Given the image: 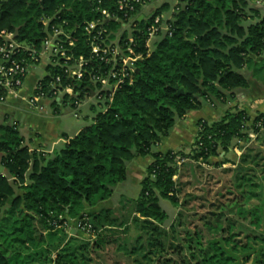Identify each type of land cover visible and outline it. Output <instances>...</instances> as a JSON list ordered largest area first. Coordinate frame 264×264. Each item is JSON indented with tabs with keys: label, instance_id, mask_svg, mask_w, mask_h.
<instances>
[{
	"label": "trees",
	"instance_id": "16d2710c",
	"mask_svg": "<svg viewBox=\"0 0 264 264\" xmlns=\"http://www.w3.org/2000/svg\"><path fill=\"white\" fill-rule=\"evenodd\" d=\"M96 1L6 0L0 5V44L5 42L2 33L11 34L39 51L46 38L42 21L57 14L69 29L76 28L72 56L86 61V72L76 80L63 68L48 66L40 82L44 98L70 88L73 96L64 94L60 107L77 112L94 94L98 97L92 98L93 124L51 155L31 153L18 124L0 114V264H91L94 252L113 244L126 264H264L260 149H249L233 169L221 170L230 174L229 187L218 191L220 199L199 218L185 217L188 202L181 201L177 181L183 166L220 169L225 160L211 159L227 154L235 141L245 144L250 134L264 132V114L252 120L244 110H227L218 122L199 121L189 147L158 152L176 123L191 112L205 104L233 103L249 92L243 72L264 65V8L252 0H177L174 8L145 0L132 13L119 12V21L105 25L110 40L119 37L123 48L141 59L126 68L123 83L112 93L92 81L100 70L106 72L91 54L84 31L99 17L93 11ZM146 6L153 8L145 12ZM157 16H170L171 36H161L148 53L147 29ZM51 102L58 110V103ZM145 157L151 163L136 199L121 197L116 208L85 213L110 199L127 180L128 165ZM160 200L178 210L168 229ZM66 218L80 223L87 218L93 242L68 239L61 228Z\"/></svg>",
	"mask_w": 264,
	"mask_h": 264
},
{
	"label": "crops",
	"instance_id": "0c3cea01",
	"mask_svg": "<svg viewBox=\"0 0 264 264\" xmlns=\"http://www.w3.org/2000/svg\"><path fill=\"white\" fill-rule=\"evenodd\" d=\"M158 1L162 4L167 3L172 8L175 3V0ZM155 4L156 2L153 3L154 6ZM152 8L146 6L144 11L149 12ZM259 60L255 59V61ZM46 68L45 63L34 67L26 76L18 96L9 97L3 104H0V114L8 116L18 124L19 132L31 153L36 152L51 155L64 148L69 140L76 137L82 129L92 125L96 114L95 110L91 109L92 97L81 104L77 112L68 107H60L61 99L56 101L59 106L58 110L52 106L51 101L43 100L41 103L45 108V112L40 114L32 111L28 104V99L34 95L37 84L45 77ZM243 74L250 83L248 93L238 95L237 100L233 103H228L217 108H212L205 104L200 110L191 112L184 119L176 123L170 135L162 140L158 147V152L165 153L170 150L175 151L189 147L193 144L198 133L197 123L199 121L203 120L207 123L218 122L227 110L233 108L244 110L252 120L258 115L264 114V83L253 80L254 75L248 71H244ZM249 138L250 141H247L245 144L235 141L227 154L221 152L218 158L211 159L212 163H221L222 160H225L217 171L233 169L249 149L254 148L264 151V145L262 146L258 143L259 140L264 143V132L260 135L250 134ZM150 163L151 158L149 157L136 158L128 165L127 180L114 188L111 198L99 203L94 208H87L85 213H98L104 209L116 208L120 198L122 196L129 197L128 194L131 192L130 198L132 200L136 199L139 193L137 195L134 194H136L135 192L138 189L140 192V182L145 177V170ZM64 220L65 222L61 225V228L67 234L68 239H75L86 243L93 242L94 238L92 236H89L85 231L78 228V219L71 220L66 218ZM55 256L56 254H53L52 258L55 259Z\"/></svg>",
	"mask_w": 264,
	"mask_h": 264
},
{
	"label": "built area",
	"instance_id": "2783aa9c",
	"mask_svg": "<svg viewBox=\"0 0 264 264\" xmlns=\"http://www.w3.org/2000/svg\"><path fill=\"white\" fill-rule=\"evenodd\" d=\"M6 0H0V5ZM103 1H107L106 8L103 7ZM178 1L175 0L174 6H177ZM252 4L259 8H264V0H252ZM145 0H97L94 12L99 15L98 19L87 23L84 31L87 36L91 54L106 68V72L101 70L92 79L94 84H99L102 89L111 90L114 93L120 84L123 83L126 76L125 70L141 56H134L131 48H123L119 37L110 40L112 36L105 28L109 21H119L118 13H132L136 6H145ZM140 16L139 20H141ZM170 16L154 17L151 25L147 29V39L145 46L148 53L151 52L153 45L160 39L161 36H171L170 31ZM42 25L46 30V38L42 42V47L39 51H34L28 46L14 40L11 34H3L5 42L0 44V88L3 90L5 97L0 98V104H3L9 97H17L21 91L24 80L28 73L39 65L52 67H60L64 72L76 80L83 78L87 65L83 58L75 60L72 56V49L75 47L72 35L76 28L69 29L65 20H60L58 14L52 18L42 21ZM129 42L133 43L132 40ZM129 53L130 56L126 55ZM17 56H25L21 60H17ZM42 81V80H41ZM40 81V82H41ZM111 81L113 83H111ZM37 84V94L34 93L28 99L30 109L36 113H44L45 108L42 105L43 100L57 101L64 94L73 96V91L66 88L63 91L53 93L52 99H46L41 93V84ZM59 82V79H56ZM54 87V84L50 85ZM113 95V94H112ZM98 98L97 93L92 98ZM100 99V98H99ZM264 128V121L262 124ZM83 223V224H82ZM78 228L89 234L90 226L87 223V218L78 223Z\"/></svg>",
	"mask_w": 264,
	"mask_h": 264
},
{
	"label": "rangeland",
	"instance_id": "374dc122",
	"mask_svg": "<svg viewBox=\"0 0 264 264\" xmlns=\"http://www.w3.org/2000/svg\"><path fill=\"white\" fill-rule=\"evenodd\" d=\"M155 3V2H154ZM255 71V72H254ZM250 73L254 75L253 80L264 83V65L258 63L251 67ZM253 77V76H252ZM259 145H264L261 140L258 141ZM259 157H264V151L260 150ZM230 174H222L221 171H216L212 166L204 165L192 167L183 166L178 173V185L181 189V201L188 202L183 213L187 216H203L206 214L209 204L218 198V191L226 192L229 187L228 183ZM137 195L139 189L135 192ZM122 196L123 199H131L130 196ZM160 206L168 213V221L165 227L168 229L175 220L178 210L175 209L168 201L160 200ZM197 223H189V228L192 230ZM131 235L135 234V230L131 227ZM91 236L90 234H88ZM117 245H108L104 250H98L91 256L93 262L91 264H126L125 261L117 257ZM120 255V254H119Z\"/></svg>",
	"mask_w": 264,
	"mask_h": 264
},
{
	"label": "water",
	"instance_id": "95a60500",
	"mask_svg": "<svg viewBox=\"0 0 264 264\" xmlns=\"http://www.w3.org/2000/svg\"><path fill=\"white\" fill-rule=\"evenodd\" d=\"M142 19V18H141ZM175 90H177V88L175 89ZM183 92L182 91H179L178 93H177V95H180V94H182ZM2 172H3V169L0 167V174H2Z\"/></svg>",
	"mask_w": 264,
	"mask_h": 264
}]
</instances>
